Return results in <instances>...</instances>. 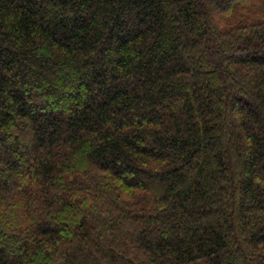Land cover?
I'll list each match as a JSON object with an SVG mask.
<instances>
[{"label":"trees","instance_id":"trees-1","mask_svg":"<svg viewBox=\"0 0 264 264\" xmlns=\"http://www.w3.org/2000/svg\"><path fill=\"white\" fill-rule=\"evenodd\" d=\"M0 264H264V0H0Z\"/></svg>","mask_w":264,"mask_h":264}]
</instances>
